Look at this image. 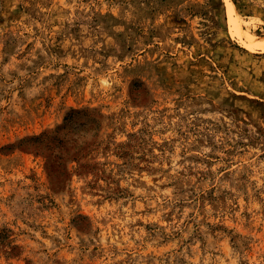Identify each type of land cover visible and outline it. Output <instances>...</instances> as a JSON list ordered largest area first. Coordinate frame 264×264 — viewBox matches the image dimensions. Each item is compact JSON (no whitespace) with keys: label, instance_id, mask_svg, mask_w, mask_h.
<instances>
[{"label":"rangeland","instance_id":"obj_1","mask_svg":"<svg viewBox=\"0 0 264 264\" xmlns=\"http://www.w3.org/2000/svg\"><path fill=\"white\" fill-rule=\"evenodd\" d=\"M0 264H264V0H0Z\"/></svg>","mask_w":264,"mask_h":264},{"label":"trees","instance_id":"obj_2","mask_svg":"<svg viewBox=\"0 0 264 264\" xmlns=\"http://www.w3.org/2000/svg\"><path fill=\"white\" fill-rule=\"evenodd\" d=\"M78 113V111L76 112ZM70 115L71 114H68L66 117H65V122L61 125V126H58L56 127V129H54L53 131H51L50 133H44L42 134L41 136L45 139V145H57V146H61V145H64L63 142H62V137H61V133H62V130L64 128H68V123L69 121L71 120L70 118ZM68 122V123H67ZM41 138V137H40ZM43 139V140H44ZM42 141V139H41ZM57 143V144H56ZM37 147V146H36ZM37 149V148H36ZM77 151V150H76ZM60 158V157H59Z\"/></svg>","mask_w":264,"mask_h":264}]
</instances>
